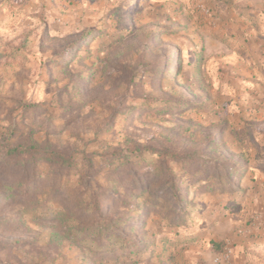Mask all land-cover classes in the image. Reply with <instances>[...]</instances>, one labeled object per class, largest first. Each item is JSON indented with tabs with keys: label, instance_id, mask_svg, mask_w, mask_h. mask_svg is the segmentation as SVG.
Returning <instances> with one entry per match:
<instances>
[{
	"label": "rangeland",
	"instance_id": "374dc122",
	"mask_svg": "<svg viewBox=\"0 0 264 264\" xmlns=\"http://www.w3.org/2000/svg\"><path fill=\"white\" fill-rule=\"evenodd\" d=\"M214 1L0 0V142L78 160L38 166L28 196L0 169V264H264V0L225 12L255 35L223 60ZM146 98L157 117L134 112ZM130 143L208 165L147 152L116 185L109 158Z\"/></svg>",
	"mask_w": 264,
	"mask_h": 264
},
{
	"label": "trees",
	"instance_id": "16d2710c",
	"mask_svg": "<svg viewBox=\"0 0 264 264\" xmlns=\"http://www.w3.org/2000/svg\"><path fill=\"white\" fill-rule=\"evenodd\" d=\"M169 105L166 107V110L174 109L173 107H182L185 106V103H181V101H172L167 100ZM156 100L151 98H146L141 104L140 108H135L134 112H138L139 115L146 114L150 116L157 117L158 112L156 111ZM127 156L125 159H122V152L119 150L114 151L110 156L111 160L118 161L114 166H110L108 171L112 172L111 179L116 183V185H121L122 180H127L129 176L127 172L129 170L130 161L127 159L129 156H139L143 153H151L156 156L164 155L167 159L173 160L175 163L182 164L183 168L189 170L190 175H195V161L201 162L204 166L203 169L207 167V163L204 160H197L193 153H187L185 155H181L178 153H173L168 150H156L154 148L143 149L140 146L133 145L130 143L128 145ZM0 160L5 165L0 166V169L7 175V183H1L6 191L16 190L17 192L28 196L30 195L31 189L34 188L35 180L37 179L36 175L32 172L38 166L43 164H49L58 166L61 169H77L78 160L76 154L72 153H64L61 152L54 147H49L47 145H40L37 143H12V142H0ZM83 162L86 163L87 168L91 171H94L96 175L104 168V166H97L93 161V158L90 156H85ZM201 169H197V172ZM237 175V174H235ZM94 176V175H93ZM171 187L174 189V193L176 196H180L182 198L186 197V194L181 192V188L176 180L172 182ZM208 189V186H197V192H201V189ZM182 198L177 200L178 204L184 205ZM185 211V210H184ZM133 224V223H131ZM135 232V228L132 229ZM54 244L57 245L58 241L56 239L52 240ZM59 245V244H58ZM211 245L215 249L216 252H221L224 248L223 242L211 241ZM124 247L129 248L132 251V255L136 253L134 250L137 245L126 244Z\"/></svg>",
	"mask_w": 264,
	"mask_h": 264
},
{
	"label": "crops",
	"instance_id": "0c3cea01",
	"mask_svg": "<svg viewBox=\"0 0 264 264\" xmlns=\"http://www.w3.org/2000/svg\"><path fill=\"white\" fill-rule=\"evenodd\" d=\"M245 2V0H244ZM203 11H213L214 7L217 8L218 14L216 15V20L214 21L215 31H217V39L215 42L228 44L226 50L221 49L220 58L223 59H236L240 55L247 57V54H243L239 51V48L233 45L238 42V44H245L247 46L249 40L253 38L252 34L255 32L252 30H247L250 26L247 24V20L240 18L239 14H232L225 17V12L233 9L237 5V0H217L212 3V6L208 3L203 2ZM237 27H242V31H237ZM231 30V31H230ZM232 44V45H231ZM224 51V52H223ZM199 53V52H197ZM230 69V67H228ZM236 69V66H235ZM234 67L231 66V71L236 72Z\"/></svg>",
	"mask_w": 264,
	"mask_h": 264
},
{
	"label": "built area",
	"instance_id": "2783aa9c",
	"mask_svg": "<svg viewBox=\"0 0 264 264\" xmlns=\"http://www.w3.org/2000/svg\"><path fill=\"white\" fill-rule=\"evenodd\" d=\"M206 12H209L208 10H206ZM258 219H260V216L259 217H257Z\"/></svg>",
	"mask_w": 264,
	"mask_h": 264
}]
</instances>
